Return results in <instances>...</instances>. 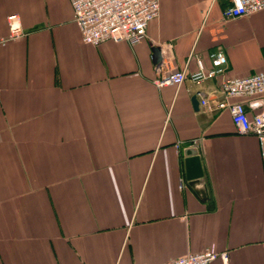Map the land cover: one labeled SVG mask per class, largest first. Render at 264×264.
Listing matches in <instances>:
<instances>
[{
  "label": "crops",
  "instance_id": "1",
  "mask_svg": "<svg viewBox=\"0 0 264 264\" xmlns=\"http://www.w3.org/2000/svg\"><path fill=\"white\" fill-rule=\"evenodd\" d=\"M229 3L160 0L140 42L93 45L71 0H0V39L13 13L28 32L0 44V264H164L211 246L264 264V141L216 108L240 100L252 116L264 94L189 76L218 48L229 76L264 70V9L226 19ZM162 63L186 80L157 87Z\"/></svg>",
  "mask_w": 264,
  "mask_h": 264
},
{
  "label": "built area",
  "instance_id": "2",
  "mask_svg": "<svg viewBox=\"0 0 264 264\" xmlns=\"http://www.w3.org/2000/svg\"><path fill=\"white\" fill-rule=\"evenodd\" d=\"M74 21L79 27L82 40L85 43L99 45L108 40L127 41L134 45L147 36L149 23L159 15L160 0H71ZM264 9V0H230L224 9V17L231 19L249 15ZM9 33L0 39V44L19 40L28 32L23 28L19 14L13 13L7 17ZM212 66L206 68L202 59L198 58V70L190 78L197 84L216 76L221 77V90L227 97H247L264 94V70L247 76H229L227 57L223 49H215L210 53ZM157 76L154 84L161 88L167 85L179 87L187 78L186 69L162 65L157 66ZM196 95L201 103L209 109H214L202 90ZM216 108H228L237 133L253 134L264 141V110L249 116L245 105L240 100L221 101ZM182 142L176 143L180 151ZM198 144L197 141L192 142ZM182 186V183H181ZM221 259L223 264H230L229 251L208 247L206 250L189 253L173 258L164 264H208Z\"/></svg>",
  "mask_w": 264,
  "mask_h": 264
},
{
  "label": "water",
  "instance_id": "3",
  "mask_svg": "<svg viewBox=\"0 0 264 264\" xmlns=\"http://www.w3.org/2000/svg\"><path fill=\"white\" fill-rule=\"evenodd\" d=\"M160 50H156V58L160 59ZM193 102L196 105L199 101L196 97L193 98ZM186 172L188 179H196L198 177H201L203 175V169L201 165V159L199 155H196L192 149H188L186 151Z\"/></svg>",
  "mask_w": 264,
  "mask_h": 264
}]
</instances>
